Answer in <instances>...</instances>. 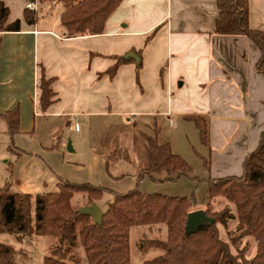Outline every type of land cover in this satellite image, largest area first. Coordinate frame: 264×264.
<instances>
[{
  "label": "crops",
  "instance_id": "1",
  "mask_svg": "<svg viewBox=\"0 0 264 264\" xmlns=\"http://www.w3.org/2000/svg\"><path fill=\"white\" fill-rule=\"evenodd\" d=\"M249 1L250 26L264 33V0ZM3 2L10 9L8 23L21 21L19 32H0V133L11 145L2 114L18 110L15 164L33 158L62 180L125 193L138 180L111 171L110 157L132 163L129 143L144 138V127L153 132L146 124L153 118L191 122L186 117L201 116L210 129L208 175H242L264 132L261 52L246 36L215 33L216 0H124L103 34L77 37L61 27L60 0ZM28 4L35 5L29 9L38 16L34 25L24 19ZM131 54L137 59L127 57ZM119 58L127 62L109 75ZM43 73L56 93L45 112L39 90ZM106 117L120 118L121 128L102 130ZM80 122L83 132L69 135L70 125ZM107 135L112 136L108 146ZM9 237L0 235V243Z\"/></svg>",
  "mask_w": 264,
  "mask_h": 264
},
{
  "label": "trees",
  "instance_id": "2",
  "mask_svg": "<svg viewBox=\"0 0 264 264\" xmlns=\"http://www.w3.org/2000/svg\"><path fill=\"white\" fill-rule=\"evenodd\" d=\"M64 12L60 24L69 37L98 36L105 32L107 22L124 0H60ZM249 0H216L219 15L215 33L224 36L248 37L261 52L257 69L264 74V33L250 26ZM10 9L0 0V32H19L21 21L9 22ZM37 14L25 9L24 19L29 25L37 21ZM127 62L119 58L107 73L113 76L117 67ZM52 79L42 74L40 108L45 112L55 102ZM8 121L11 145L8 150L18 159L19 150L14 145L15 135L20 133L19 111L2 114ZM200 133L201 143L210 148V129L201 116H188ZM160 129L154 125L153 135L143 133L149 149V166L141 171L145 176L165 174L169 181L190 177L192 168L179 155L172 152L170 142L159 140ZM10 170L13 163H9ZM204 167L210 172V161L204 158ZM208 184L209 201L221 198L235 206L236 214L205 210L214 219L209 226L200 227L186 235L189 213L195 210V198H177L161 194H145L139 185L125 193L102 186L73 183L60 180L56 192L37 195L34 199L35 216L32 215L33 197L30 194L14 193L11 183L0 186V235H10L18 243H26L27 237H45L52 241L50 255L43 264H131L130 233L137 226L164 225L167 228L165 241L149 240L146 250L155 248L163 254L145 264H264V132L258 147L243 163L241 176L205 180ZM78 193L87 196V206L104 202L102 223L82 214L74 204ZM109 195L110 197H105ZM107 198V199H106ZM237 222L236 237L231 243L248 236L257 241V251L249 259L243 252L233 254L229 244L221 239L218 224L227 228V222ZM79 250L81 254L76 252ZM24 252L0 243V264H16V257Z\"/></svg>",
  "mask_w": 264,
  "mask_h": 264
},
{
  "label": "rangeland",
  "instance_id": "3",
  "mask_svg": "<svg viewBox=\"0 0 264 264\" xmlns=\"http://www.w3.org/2000/svg\"><path fill=\"white\" fill-rule=\"evenodd\" d=\"M78 124H80L79 127ZM78 124L70 125L67 129L69 135H79L78 133L81 130L83 132V124L81 122ZM146 124L151 127L157 124L160 129L159 140L161 142L168 141L171 143L172 152L183 158L192 168V176H183L175 181H169L165 174L154 175V179L148 176L139 179L137 171L140 166H143L144 163H147L146 166L149 165L148 145L142 136H137L136 142L131 141L129 143L130 155L132 153V163L122 158L119 162L123 164H120L119 162L117 163L119 160L118 157H110V170L119 175H126V179L138 180L135 182H137L140 190L145 194H161L169 197L188 199L195 198L197 205L194 207V211H205L210 204L212 212L218 214L223 212L236 214L235 206L227 200L216 198L215 200L209 201L208 199V184L205 180L209 177V173L204 167V158H209V149L201 143L200 133L195 124L185 122L181 119H178L176 122L174 120L170 122L169 118L165 116L157 117V119L153 118ZM121 125L120 118L106 117L100 122L99 126L103 127L102 130H104L105 126L108 127L110 133L112 129H120ZM142 130L148 135H153L151 129L147 127L142 128ZM111 138L112 136L110 137V135L105 137L104 141L106 146L110 143ZM9 146V138L5 137L3 133H0V186L2 187L5 181L11 182L13 183L12 190L15 193L30 194L33 197L32 215L34 218L35 197L45 193L56 192L61 179L55 175L54 172H57L56 170L52 171L43 166V164H37L38 161L33 160V158L24 157L22 161L15 164L16 157L8 153ZM71 155L68 154L67 157H71ZM8 160L14 165L12 171L10 170L9 162H6ZM65 173L67 175L70 174L67 170ZM105 197L110 196L106 195ZM73 201L79 209L85 208L88 203L87 196L84 193L76 194ZM95 204L103 212L107 209L104 202ZM227 223V228L222 224H218L222 241L230 245L233 254L239 255L243 252L249 259L253 258L257 251V241L253 237L246 236L238 241L237 246H234L231 243V237H236L239 234L235 232L237 222L230 220ZM166 238L167 228L164 225L137 226L132 228L130 233L131 264H145V262L161 256L163 254L162 250L155 248L146 250L145 246L149 240L165 241ZM26 242L28 244L18 243L12 236L9 237L7 245L16 250H24L22 254L16 257V264H43L44 257L50 255L52 241L50 239H39V237L33 236L27 237ZM79 253L81 254L78 250L76 255Z\"/></svg>",
  "mask_w": 264,
  "mask_h": 264
},
{
  "label": "water",
  "instance_id": "4",
  "mask_svg": "<svg viewBox=\"0 0 264 264\" xmlns=\"http://www.w3.org/2000/svg\"><path fill=\"white\" fill-rule=\"evenodd\" d=\"M137 59L135 55L131 54L127 57ZM80 212L90 216L96 223L101 224L103 219V211L97 204H92L81 209ZM214 223V219L209 217L204 210H196L188 215L186 222V235L189 236L195 233L202 226H209Z\"/></svg>",
  "mask_w": 264,
  "mask_h": 264
},
{
  "label": "built area",
  "instance_id": "5",
  "mask_svg": "<svg viewBox=\"0 0 264 264\" xmlns=\"http://www.w3.org/2000/svg\"><path fill=\"white\" fill-rule=\"evenodd\" d=\"M27 8L31 9V10H34L35 9V5L34 4H28Z\"/></svg>",
  "mask_w": 264,
  "mask_h": 264
}]
</instances>
